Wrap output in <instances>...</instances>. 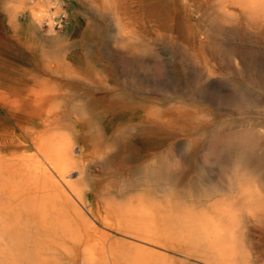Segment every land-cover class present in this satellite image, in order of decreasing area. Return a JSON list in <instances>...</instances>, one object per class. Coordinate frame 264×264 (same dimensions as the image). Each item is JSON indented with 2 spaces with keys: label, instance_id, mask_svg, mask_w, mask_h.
I'll return each mask as SVG.
<instances>
[{
  "label": "bare ground",
  "instance_id": "obj_1",
  "mask_svg": "<svg viewBox=\"0 0 264 264\" xmlns=\"http://www.w3.org/2000/svg\"><path fill=\"white\" fill-rule=\"evenodd\" d=\"M227 25L264 39V0H0V264H191L177 235L197 210L262 226L264 190L235 166L214 202L177 192L173 145L192 154L198 124L180 102L259 101L213 62L211 31ZM251 145L224 144L218 163H246ZM95 166L131 177L106 184Z\"/></svg>",
  "mask_w": 264,
  "mask_h": 264
},
{
  "label": "rangeland",
  "instance_id": "obj_2",
  "mask_svg": "<svg viewBox=\"0 0 264 264\" xmlns=\"http://www.w3.org/2000/svg\"><path fill=\"white\" fill-rule=\"evenodd\" d=\"M227 26L221 28L214 26L211 31V34H214L213 39L218 42L217 45L216 43L211 45V49H214L213 62H217L219 71L229 78L230 82L237 84L240 80L251 81L252 90L259 101L256 107L247 110L231 105L217 108L208 102H180L185 107L196 110L199 125L190 131L197 139V149L188 155L181 148H177L178 145H173L172 161L174 166L179 167L176 174L178 194L194 202L197 208L200 203L208 202L207 197L210 202L217 199L218 196L211 193L214 190L213 186H223L228 170L234 166L235 176L242 181L249 180L256 188L264 190V137L256 134L257 131H264V62L259 60L258 63L254 59L257 56L264 59V39L245 33L239 27L231 29ZM15 59L20 65L18 64V69L14 68L11 72L13 75L11 80L13 83H23L15 76L30 73L33 67L22 56L18 55ZM236 61H239V69ZM166 104L171 103L167 101L164 105ZM222 129L224 134L220 135ZM240 137L253 141L246 155V163H228L229 165L218 163L217 158L223 150V145L237 148ZM94 169L92 176L106 184L110 181L117 185L121 182L124 184L131 177L129 172H112V167L106 168L108 170L105 171L96 166ZM202 211L197 210L198 215L190 217L192 218L188 221L190 223L178 229V239L181 244L183 243L181 250L193 257L191 264H225L216 253L217 249L235 252V257L228 264H264V220L260 226L261 223L255 218L238 214L235 216L237 219L235 223L226 214ZM200 217L205 219L212 217V220L219 224V233L215 234L210 226L200 225L196 220ZM227 229L231 231V236H227Z\"/></svg>",
  "mask_w": 264,
  "mask_h": 264
}]
</instances>
